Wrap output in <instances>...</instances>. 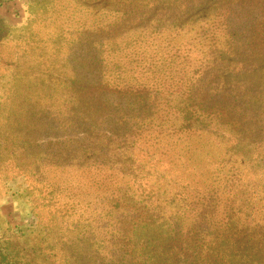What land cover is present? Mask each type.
Wrapping results in <instances>:
<instances>
[{"label":"rangeland","instance_id":"1","mask_svg":"<svg viewBox=\"0 0 264 264\" xmlns=\"http://www.w3.org/2000/svg\"><path fill=\"white\" fill-rule=\"evenodd\" d=\"M114 5L109 0H0V243L8 253L22 258V264H93L97 256L100 259L96 264H121L113 262L120 258L111 257L113 248L107 242L106 220L100 219L103 210L111 204L109 195L112 191L104 195L105 190H99L102 186L93 183L96 174L112 175L121 185L119 191L123 195L125 192L134 194L139 200L150 197L152 203L165 209L167 224L171 223L173 228L177 227L174 221H180L174 219L176 213L181 222H185L181 214L186 213L187 217L189 206L185 199L194 191L203 194L197 182L204 175L210 174V180L204 177L206 185L211 181L212 185L220 184L226 175L232 180L230 187L225 185V191L222 187L215 190L213 203L217 209H222L221 201L226 197L238 200L244 198V192L264 186V163L258 157L259 153L264 155V131L249 133L250 143L228 133L225 126L178 132L176 127L180 122L175 121V127L170 129L167 126L142 127L140 134L132 138L135 130L131 129L138 117L153 116V106L150 109L148 106L132 108L128 104L129 97L122 100L118 91H124L127 85L134 88L142 85L153 72L152 80L162 83L161 61L152 62L150 70L147 65L146 69L140 68L141 72L138 68L133 76L124 72V85L121 81L110 82L108 102L98 123L82 115V109H75L68 103L59 104L64 88L54 86L53 101H43L35 115L28 114L32 125H27L22 90L28 79L35 81L30 85H38L44 80H37V74H28L34 67H47L53 61L52 52L39 58L35 52L29 56V51H24L29 47L35 51L60 42L63 56L57 66L61 65L62 71L77 83L89 81L93 75L88 61L89 45L107 39V32L94 30L90 21L100 17L103 10L99 9ZM187 5L188 9L169 10L158 6L141 7L139 11L147 14L126 24L111 14L103 17L112 24L111 31L120 33L117 41L128 42L145 35L140 50L160 59L168 51L170 55L179 56L172 64L174 76L189 82L182 87L185 91L190 89L193 97H199L198 101L206 104L214 100L216 105L226 101L241 105L246 101L248 109L257 111L258 122H262L264 0H188ZM83 23H86L85 27H82ZM180 23H183L181 27ZM138 27L144 32L138 31ZM207 35L209 40L205 39ZM150 43L153 47H149ZM118 56L115 54L117 60ZM105 57L107 59V54L102 53L101 59ZM118 62L128 68L126 61ZM103 63L109 76L111 66L105 60ZM129 96L133 99V95ZM154 96L152 89L145 95L148 101H157ZM162 97L164 111L168 110V99L172 101L170 104L180 99L177 92L170 98L168 95ZM62 99L65 101V97ZM163 118L165 114L161 116ZM258 122L256 127L262 125ZM111 132L123 137L129 135V139H125L126 145L121 148L115 143L110 137ZM167 147L176 152L182 147L189 148V153L211 149L216 161L207 159L201 166L188 167V159L177 160L173 150L169 151ZM232 148L240 150L241 154L231 155ZM96 155L104 164L94 160ZM127 158L136 160L135 177L123 176L111 167L112 163ZM158 161L160 163L155 164ZM188 176L187 181L184 178ZM180 179L186 184L180 183ZM187 183H192L194 190ZM198 212V209L192 210L189 218ZM123 228L118 224L115 230ZM86 232L93 234L95 246L89 244ZM173 235L159 238L162 249L172 245ZM181 235L178 232V240L183 238ZM232 254L229 249L211 247L203 262L209 264L217 258L234 264ZM163 260L154 258L144 264H166ZM130 264L140 263L131 261Z\"/></svg>","mask_w":264,"mask_h":264},{"label":"trees","instance_id":"2","mask_svg":"<svg viewBox=\"0 0 264 264\" xmlns=\"http://www.w3.org/2000/svg\"><path fill=\"white\" fill-rule=\"evenodd\" d=\"M103 1L106 2L107 0ZM109 1L114 2L117 7L114 5L113 7L99 9L103 10V13H99L100 17H95L90 21L92 22L90 26L95 27L94 30L102 32L104 30L107 32V39H103L100 43H90L89 45L88 61L90 63V71L93 73V75H90L91 79L89 81L77 83L62 71L61 65L60 67L57 66L58 63L60 64L63 56L61 53L62 48L59 47L60 42L52 43L49 47L35 51L32 47L24 51H29V56H32L35 52L39 58H44L48 51L52 52L53 61L47 67H34L28 74V76L37 74V78H39L37 80H44H40L42 82L38 85L36 83L30 85V82L34 80L28 79L25 88L22 90V101L26 108L27 125H32L28 114L33 113L35 115L36 110L42 107L43 101H53L54 86L55 88H64L59 99V104L63 103V105H66L68 103L74 106L75 109H82L80 111L82 115L91 117L98 123V118L104 114V105L108 102L106 97L111 89L110 82L121 81L122 85H124L126 82L124 72H128L133 76L138 68L146 69L147 65V70H150L152 62L157 64V62L161 61L160 64L163 68L160 70L162 73L160 81L162 83L159 84L158 81L155 83L152 80L151 75L155 74L153 72L150 74V79L141 83L142 85H137L135 88L127 85L124 91H118L121 94L122 100L126 96L129 97L128 104L132 108L140 109L143 106H148V109H150L153 106L151 108L154 110L153 116L136 118L137 123L131 129L132 131L135 130L132 138H136L140 134L142 127L164 128V126H167V128H172L175 127L173 124L175 121L180 122L179 126L176 127L178 132L179 130L186 131L193 128L206 130L211 127L225 126L228 133L235 134L241 137L242 141L250 143L251 140L247 137L249 133L253 130L258 132L264 131V120L258 122L260 116H257V111L252 112V110L248 109L246 101L241 105L227 101L222 105L219 103L216 105L214 100L206 104L198 101V96L193 97L190 89L185 91V88L182 87L183 84L187 86L189 82L183 79H176L174 76L175 71L172 64L176 62L175 60L179 56L170 55L167 50L168 52L164 55V58L160 59L156 55L147 54L140 50L139 46L142 45L145 35L128 42L117 41L120 33L114 30L111 31L112 24L109 23V19L103 17L105 14H111L119 17L118 19L123 20L122 23L126 24L132 19L140 17V15L147 14L146 12L141 13L139 11L141 7L152 8L153 6H158L163 7L162 9L164 10L176 7L188 9V0L185 2L180 0ZM137 3L138 6L136 5ZM98 8L95 7L94 9ZM85 24L83 23L82 27H85ZM182 24L180 23L179 26L181 27ZM157 29L158 31L160 30L159 27ZM138 31L144 32L142 27H138ZM152 33L158 32L152 31ZM205 39L209 40V35L205 36ZM176 40L179 42V39ZM173 44L176 45L175 43ZM149 47H153L152 43H150ZM102 53L107 54V59L106 57L105 59H101ZM115 54H119L118 60L127 62L128 68L118 62ZM104 60L111 66V74L109 76H107L104 70ZM93 65L96 66L94 69ZM133 82L134 79H132V84ZM150 89L154 90V97L157 101H148L147 97H145ZM174 92H177L180 97L179 101L175 100L173 104H170L172 101L168 99L166 101L168 110L164 111L162 109L164 97L162 96L168 95L170 98ZM156 94H159V96ZM129 95H133V99H130ZM62 96L65 97V101L63 99L61 101ZM235 102L239 104V101L236 100ZM120 103L122 104V102ZM163 114H165V118L161 119ZM175 114L176 116H173ZM257 122L262 125L256 127ZM170 123L171 125H169ZM110 137L114 138L115 143L121 145V148L126 145L125 139H129V135L123 137L121 135H114L112 132L110 133ZM127 144L132 145L133 143ZM244 145L245 143L242 142V146ZM167 148L169 151L173 150L172 154H174L177 160L188 159L187 161L185 160L187 163L189 162L188 167L201 166L203 163L205 164L207 159H210L212 162L216 161V155L211 149L203 148L195 150V153H189V148L182 147L178 152L175 149ZM230 151L231 155L241 154L240 150H235L234 148ZM258 157H261V161L264 163V155L259 153ZM94 160L100 164H104L99 155H96ZM135 163L136 160L127 158L112 163L111 167L119 171L123 176L135 177L134 173L138 168ZM159 163L160 161L155 162V164ZM170 164L171 162H169ZM209 176L210 174L204 175L197 182V187L202 190L200 192H203L202 195L194 191V194L192 193L190 197L185 199V202L189 206L187 217H185L186 213H181L183 218H185V222H181L180 216L176 213L174 219L180 221H174L177 227L173 228L171 223V226L167 224L169 220H167L165 209L160 205L152 203L150 197H144L139 200L136 199L134 194L125 192L123 195L119 191L121 185L114 181L112 175L101 176L100 174H96L93 183L97 186H102L103 189L99 190H105L104 195L112 191L109 195L111 204L103 210L104 215L100 219L106 220L104 228L108 230L106 232L108 240L104 239V241L107 240V242L111 243L110 247L113 248L111 257L115 259L120 258V261L115 260L113 262L130 264L131 261H136L137 263L144 264L152 261L154 258H163L166 264H174L176 261H178V264H181V262L186 264L188 261H190V264H204L203 259L206 257L207 251L211 247H218L229 249L233 253L232 255H234L236 262L234 264H264V260H262L264 259L262 258L264 255V186L261 189L253 188L251 192H244V198L240 197L238 200L235 197H226L221 201L222 209L220 207L217 209V206L213 203L215 190L222 187V191H225V185L227 184L230 187L232 180L230 177L227 178L226 175L220 184L216 182V185H212L213 181H211L210 185H206L204 179L210 180ZM184 179L188 181L189 176ZM179 182L185 183L182 179ZM187 184L194 190L195 186L192 183ZM171 208L169 209L171 210ZM194 209H198L199 212L194 214L190 219L189 213ZM118 224L124 226L121 231L115 230ZM182 228L183 232L181 231ZM178 232L183 234L181 235L183 237L181 240L177 239ZM173 233L172 245L168 246L167 249H162V243L159 238L162 240L166 235L167 237H171ZM86 234H89V244L95 246L96 240L92 238L93 234L89 232H86ZM205 239H208V242ZM113 240L115 241L112 242ZM121 241L123 242L122 245L119 244ZM97 250L99 252L100 248ZM256 257L262 259H256ZM98 259L100 257L97 256L93 260V264H96ZM214 259L216 261H211L209 264H233L230 261ZM0 264H22V258H19L17 254L8 253L7 248L2 247V243H0Z\"/></svg>","mask_w":264,"mask_h":264}]
</instances>
